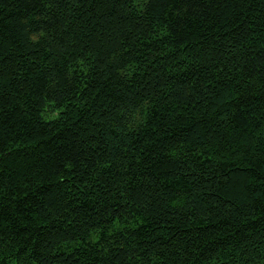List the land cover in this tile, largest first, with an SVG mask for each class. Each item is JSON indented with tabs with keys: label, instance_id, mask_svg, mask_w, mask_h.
<instances>
[{
	"label": "trees",
	"instance_id": "obj_1",
	"mask_svg": "<svg viewBox=\"0 0 264 264\" xmlns=\"http://www.w3.org/2000/svg\"><path fill=\"white\" fill-rule=\"evenodd\" d=\"M0 264H264V0H0Z\"/></svg>",
	"mask_w": 264,
	"mask_h": 264
}]
</instances>
